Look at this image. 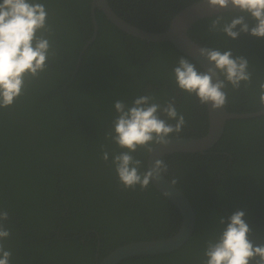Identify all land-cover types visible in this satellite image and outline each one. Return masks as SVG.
<instances>
[{"label":"trees","instance_id":"1","mask_svg":"<svg viewBox=\"0 0 264 264\" xmlns=\"http://www.w3.org/2000/svg\"><path fill=\"white\" fill-rule=\"evenodd\" d=\"M107 1L118 16L150 32L162 31L179 10L195 2ZM40 2L54 28L56 56L23 96L0 109V210L9 214L4 223L10 236L3 243L12 253L10 264H95L94 253L99 261L125 243L172 236L180 226V212L152 183L144 190L119 184L111 157L121 149L104 134L117 115L114 101L130 104L145 94L160 103L175 96L186 120L178 136L205 132V105L179 90L173 80L172 68L183 54L167 41L120 30L99 8L94 9L96 36L84 47L93 33L92 0ZM210 18L189 27L191 38L247 57L253 74L247 88L225 89V108L259 110L264 38L215 35L207 30ZM257 136L264 138V114L227 119L208 156L196 152L164 157V176L176 180L195 212L193 232L177 249L129 257L119 264H200L205 241L222 227L219 217L227 222L236 210L245 212L250 238L264 242V141ZM101 145L109 152L108 162L101 159ZM147 153H134L143 161L142 172Z\"/></svg>","mask_w":264,"mask_h":264},{"label":"clouds","instance_id":"2","mask_svg":"<svg viewBox=\"0 0 264 264\" xmlns=\"http://www.w3.org/2000/svg\"><path fill=\"white\" fill-rule=\"evenodd\" d=\"M195 2L206 4L211 10L230 9L210 16L208 32L231 39H237L241 33L264 38V0ZM48 16L40 0H0V109L12 106L23 96L28 84L46 72L48 61L56 56L54 28ZM249 20L253 22L251 26ZM194 45L195 53L208 62L207 68H198L193 59L181 55L172 68L174 83L182 92L196 97L199 104L210 105L213 110L224 108L228 103L225 89L229 85L239 90L252 83L249 60L243 55L234 56L232 49ZM175 99L172 96L160 103L154 95L145 94L135 97L130 104L114 101L117 115L104 135L121 149L112 154L111 165L123 188L135 190L139 186L144 190L167 173L168 165L162 157L154 159L151 167L142 172L143 161L134 153L140 149L152 153L156 145L166 146L181 133L186 120L178 112ZM258 101L259 110L264 111V78L258 81ZM101 159L109 161L104 145ZM169 183L175 185L176 180ZM244 216L243 210H236L227 222L219 217L222 227L205 241L200 264H264V242L250 238L252 230ZM8 218V212L0 210V264H10L12 255L3 243L10 236L4 223Z\"/></svg>","mask_w":264,"mask_h":264},{"label":"water","instance_id":"3","mask_svg":"<svg viewBox=\"0 0 264 264\" xmlns=\"http://www.w3.org/2000/svg\"><path fill=\"white\" fill-rule=\"evenodd\" d=\"M95 8L101 9L106 18L120 30L149 41H167L180 53L189 56L200 67L205 69L208 66V62L195 53L194 48L196 45H194V43L196 42L191 38L187 30L198 19L210 17L219 12L230 10H211L206 4L193 2L179 10L162 31L150 32L136 27L118 16L109 6L107 0H92L91 18L93 23V33L86 41L84 47L92 42L96 36L97 25L94 14ZM84 47L82 48L80 55L83 52ZM207 112L209 116V129L204 136H173L168 145H156L152 153H147L146 169L151 167L153 160L156 158L162 157L164 159V157L170 154H189L204 152L209 149L219 139L224 122L229 118H250L264 114V111L261 110L254 112H228L225 107L213 110L210 105L207 106ZM169 181L170 180L166 176L161 175L158 181L154 180L152 182V185L180 212L181 221L178 230L172 236L164 239L132 241L120 245L108 252V254H106L97 264H119L124 259L133 256L170 252L180 247L190 237L194 229L195 212L185 194L177 186L170 184ZM165 192L169 193V195L165 196Z\"/></svg>","mask_w":264,"mask_h":264},{"label":"flooded vegetation","instance_id":"4","mask_svg":"<svg viewBox=\"0 0 264 264\" xmlns=\"http://www.w3.org/2000/svg\"><path fill=\"white\" fill-rule=\"evenodd\" d=\"M193 2V1H192ZM185 7V6H184ZM82 54V53H81ZM205 108H206V113H205V115H206V127H205V132L207 133L208 132V129H209V116H208V112H207V105H205ZM254 117H257V116H254ZM248 117H245V118H229V119H247ZM250 118H253V117H250ZM247 121H249V120H247ZM225 124H226V121L224 122V125H223V129H222V133H223V130H224V127H225ZM204 132V133H205ZM204 133H202L201 135L202 136H204L205 134ZM221 133V134H222ZM200 135V136H201ZM182 136V135H181ZM257 138H258V141H264V138H259L258 136H257ZM217 142V141H216ZM211 148V147H210ZM209 148V149H210ZM209 149H207V150H205L204 152H199L201 155H204V156H208L209 155V153H210V150ZM229 160L230 161H232V157H229ZM194 170H196V171H200V169H195L194 168ZM202 170V169H201ZM205 171H207V170H205ZM192 182L194 183V180L192 179ZM173 232V231H172ZM94 255V257H93V259H92V261H91V257L89 256V262L91 261V262H95V264H97L99 261H98V258H97V254L96 253H94L93 254ZM103 258V257H102ZM81 259L85 262V257L84 256H81Z\"/></svg>","mask_w":264,"mask_h":264},{"label":"bare ground","instance_id":"5","mask_svg":"<svg viewBox=\"0 0 264 264\" xmlns=\"http://www.w3.org/2000/svg\"><path fill=\"white\" fill-rule=\"evenodd\" d=\"M197 43V42H196ZM198 44V43H197ZM200 45V44H199Z\"/></svg>","mask_w":264,"mask_h":264}]
</instances>
